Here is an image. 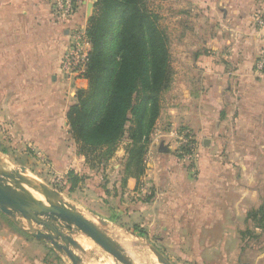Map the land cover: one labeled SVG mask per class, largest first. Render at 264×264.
<instances>
[{
  "label": "crops",
  "instance_id": "0c3cea01",
  "mask_svg": "<svg viewBox=\"0 0 264 264\" xmlns=\"http://www.w3.org/2000/svg\"><path fill=\"white\" fill-rule=\"evenodd\" d=\"M180 1L181 51L167 90L174 89V103L166 113L170 123L161 129L157 123L146 156L143 180L156 186L148 203L158 205L164 224L175 226L174 240L195 226L188 234H195L191 238L200 249L203 239L211 241L207 256L221 251L223 264H232V256L253 251L261 262L264 242L252 240L264 236V228L248 212L264 210V73L255 68L264 32L254 20L264 0ZM55 3L0 0V111L29 144L62 165L67 112L88 81L66 79L61 61L72 31L87 26L90 7L81 2L72 16L60 18ZM188 134L190 162L183 151L188 148L179 146ZM117 156H127L124 147ZM81 157L87 173L89 164ZM121 173L118 189L141 188L132 177L123 186ZM38 241L0 210V264H36L31 249Z\"/></svg>",
  "mask_w": 264,
  "mask_h": 264
},
{
  "label": "rangeland",
  "instance_id": "374dc122",
  "mask_svg": "<svg viewBox=\"0 0 264 264\" xmlns=\"http://www.w3.org/2000/svg\"><path fill=\"white\" fill-rule=\"evenodd\" d=\"M90 1L93 0H89V3ZM183 4L180 0H146L148 9L159 15L161 26L170 39L173 71L176 59L181 51V37L179 34L182 26L180 20L183 18L180 5ZM187 6H190V4H186ZM183 34H185V31ZM174 74L173 76H175ZM173 103L174 89L171 88L164 94L161 117L157 121V123L159 121L160 123L159 125L156 123L153 134L157 125L161 129V127L163 128L170 123V118L166 113ZM10 120L11 118L7 116V113L0 111V154L3 155L2 158L10 161V171L18 169V172L15 173L16 178L21 180L22 176L26 175L27 179L23 181L25 184L23 188L17 186L21 188L20 191L26 192L25 190L30 188L32 183L44 190H53L55 192L52 196L54 200L58 202L68 201L78 207L120 244L134 264H161L154 257L150 245L156 246L176 264H223L221 251L211 256L205 254L208 250V248L206 249L207 243H211V241L203 239L199 243L202 248L197 247V241L191 238V235H195L196 231L193 225L192 229L189 225V230L194 231V233L188 234V226H185L186 232L184 231L182 236L184 239L174 240L175 226L164 224L159 218L161 210L158 205H149L148 203L149 194H152L155 190L154 187L156 188L150 178L143 180L144 176H142L138 183L140 189L145 190L147 188V192H141L136 185L137 190L135 189L133 193H131L132 191L127 193L124 188L122 190L117 188L119 177L122 175L121 172L125 169L127 156L112 158L105 166L101 165L93 168L89 165L90 169L87 168L88 172L84 173L81 148L70 134L69 127L66 126L63 130V137L66 139L63 144L64 151L66 150L64 154L66 162L59 165L41 153L35 146L29 144L30 142L19 134L20 131L18 132L15 127L9 125ZM182 136L185 141L180 143L179 146L186 149L185 144L188 143L190 136L189 134ZM125 143L126 141L123 140L119 146L124 147ZM183 151H185L184 156L186 157L187 152L186 150ZM69 163L73 164L72 168L68 167ZM22 167L26 168L27 174L22 171ZM124 175H126L125 171ZM9 181L15 182V184L18 183L13 179ZM122 184L125 185L124 181H122ZM142 197L145 201L141 199ZM142 202L146 203L145 206ZM18 221L21 223L22 228L29 229V224L24 219ZM59 224L75 237L82 234L75 227L68 231L69 224L63 222H59ZM35 227L38 230H43L41 226L35 225ZM27 231L28 235H32L29 230ZM31 239L34 241L33 238ZM252 242L256 245L264 242L263 234L254 235ZM84 248L83 252L75 249L81 257L82 264H101V262L105 263L107 260L112 264H123L96 243L93 248H86L85 246ZM199 250H202L204 255L198 256L196 252ZM31 253H37L36 260H32L34 263L37 261L36 264H72L64 252L59 251L46 240H39L38 248L31 249ZM206 253L210 254L211 252ZM255 254L253 251L244 252L240 258L239 256H232L231 262L232 264H243L240 262L247 261L248 264H264V257L261 262H257Z\"/></svg>",
  "mask_w": 264,
  "mask_h": 264
},
{
  "label": "trees",
  "instance_id": "16d2710c",
  "mask_svg": "<svg viewBox=\"0 0 264 264\" xmlns=\"http://www.w3.org/2000/svg\"><path fill=\"white\" fill-rule=\"evenodd\" d=\"M87 32L92 48L83 76L88 85L77 89L68 109L69 132L93 168L107 165L125 140L124 183L129 177L140 182L173 81L170 39L146 0H96ZM248 215L260 218L258 227L264 228L263 209Z\"/></svg>",
  "mask_w": 264,
  "mask_h": 264
},
{
  "label": "water",
  "instance_id": "95a60500",
  "mask_svg": "<svg viewBox=\"0 0 264 264\" xmlns=\"http://www.w3.org/2000/svg\"><path fill=\"white\" fill-rule=\"evenodd\" d=\"M93 0L89 3L91 10L94 6ZM3 156L2 154H0ZM24 173L27 172L22 167ZM14 171L0 173V210L13 218L24 219L29 224L30 233L39 240L50 242L56 249L64 252L71 260L72 264H82L81 257L75 249L84 251V246L77 241L76 237L67 232L59 222L69 224L68 231L75 227L77 231L92 239L94 243L102 247L106 252L123 264H134L132 259L124 252L120 244L115 241L104 229L95 221L87 217L83 211L68 201L58 202L46 199L41 201L18 189L12 188L9 180H16L19 184L20 179L15 177ZM15 184V182H13ZM49 191V190H48ZM53 195L55 192L49 191ZM21 225V223H20ZM35 225L41 226L43 230L36 229ZM22 226V225H21ZM24 227V226H23ZM25 229V227H24ZM154 257L161 264H176L169 259L156 246L150 245Z\"/></svg>",
  "mask_w": 264,
  "mask_h": 264
},
{
  "label": "built area",
  "instance_id": "2783aa9c",
  "mask_svg": "<svg viewBox=\"0 0 264 264\" xmlns=\"http://www.w3.org/2000/svg\"><path fill=\"white\" fill-rule=\"evenodd\" d=\"M89 0H56V13L60 18H68L76 11V7L81 2ZM256 26L264 32V8L258 11L254 16ZM92 43L87 32V26L75 28L71 34L70 45L67 47L62 56L61 70L64 77L68 80H76L83 77L87 67L89 52L91 51ZM255 68L257 72L264 73V44L260 56L256 60ZM185 141V138H184ZM187 160L190 162L193 154V145L188 139Z\"/></svg>",
  "mask_w": 264,
  "mask_h": 264
},
{
  "label": "bare ground",
  "instance_id": "6f19581e",
  "mask_svg": "<svg viewBox=\"0 0 264 264\" xmlns=\"http://www.w3.org/2000/svg\"><path fill=\"white\" fill-rule=\"evenodd\" d=\"M10 170H11V163H10V161L8 159L2 158V156L0 155V173H2V172L8 173ZM17 170L18 169H12V171H14V172H16ZM25 174H27V173H25ZM24 179H27L26 175L22 176V178H21V180H20V182H19L18 185L14 184L13 182H11V183L10 182H7V183H9V185L12 188H14V189H18L17 186H21V188H23V186L25 185L23 183ZM30 181H32V180H30ZM37 185H38V183H37ZM25 191H26V194L31 195V196H33V197H35V198H37V199H39L41 201H45L46 199L53 200V198H52L53 194H51L47 189L44 190L43 188L37 187L33 183H32V186L30 188L26 189ZM76 239H77L78 242H80L86 248H93V246H95L94 241L92 239L88 238L87 236L83 235V234H80V235L76 236ZM131 248H132V246H131ZM106 262L105 263L104 262H101V264H103V263L104 264H112L108 260Z\"/></svg>",
  "mask_w": 264,
  "mask_h": 264
}]
</instances>
